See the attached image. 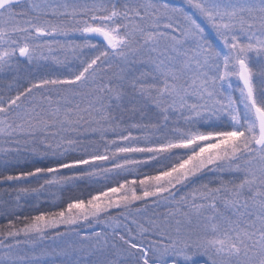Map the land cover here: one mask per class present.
Returning <instances> with one entry per match:
<instances>
[{"label": "snow or ice", "instance_id": "obj_1", "mask_svg": "<svg viewBox=\"0 0 264 264\" xmlns=\"http://www.w3.org/2000/svg\"><path fill=\"white\" fill-rule=\"evenodd\" d=\"M0 185V264H264V0H0Z\"/></svg>", "mask_w": 264, "mask_h": 264}, {"label": "trees", "instance_id": "obj_2", "mask_svg": "<svg viewBox=\"0 0 264 264\" xmlns=\"http://www.w3.org/2000/svg\"><path fill=\"white\" fill-rule=\"evenodd\" d=\"M0 186H2V189L5 188L4 185H0ZM5 186H7V185H5ZM0 193H1V191H0ZM81 194L82 193L79 190H65L63 192L48 193L44 197L41 198V200L38 203V206L33 204L31 199H29L28 202L25 204V206L22 209L17 211V214H19V215H32V214H36L37 212H40V211L50 210L53 207H56V208L62 207L66 204V202L71 197L79 196ZM54 196L58 198L55 200V202H53ZM7 197H11V196L10 195H6L5 197L0 196L1 203L3 201H5V199ZM13 198H14V196H13ZM6 203H7V206H6L7 208H6L5 212L3 210L0 211V225L6 224V222L10 219H15V216L12 215L11 207H9V205H8V201ZM21 203L24 204L23 201ZM4 207H5V205H4ZM7 209L9 211H7ZM194 258H196L199 261L198 263H195V264H203L204 258L202 256H194Z\"/></svg>", "mask_w": 264, "mask_h": 264}, {"label": "rangeland", "instance_id": "obj_3", "mask_svg": "<svg viewBox=\"0 0 264 264\" xmlns=\"http://www.w3.org/2000/svg\"><path fill=\"white\" fill-rule=\"evenodd\" d=\"M174 2L175 3H183V0H174ZM4 187H7V186H5L4 185ZM0 189H2V186H0ZM6 195H10L11 197H7L6 199H5V201H3L2 203H1V200H0V211H4L5 212V210H6V206H7V201H8V205H9V207H10V205L11 204H13L14 203V198H13V196H15V193H12V192H3V191H1V193H0V196H2V197H5ZM46 195V194H45ZM22 202V201H21ZM23 203H24V201H23ZM4 205H5V207H4ZM7 211H9L8 209H7ZM12 211V210H11ZM97 230H99V229H97ZM45 243L46 244H51L52 243V241L51 240H48V241H45ZM193 262H194V264L195 263H198L199 261L196 259V258H194L193 257Z\"/></svg>", "mask_w": 264, "mask_h": 264}]
</instances>
